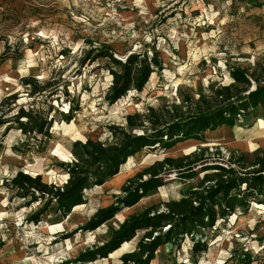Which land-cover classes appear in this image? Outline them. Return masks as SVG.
<instances>
[{
    "label": "rangeland",
    "instance_id": "rangeland-1",
    "mask_svg": "<svg viewBox=\"0 0 264 264\" xmlns=\"http://www.w3.org/2000/svg\"><path fill=\"white\" fill-rule=\"evenodd\" d=\"M107 48L122 62L131 54H146L151 59L157 53L162 70L153 79L151 75L141 93L132 90L110 104L112 65L89 56L93 50ZM233 68L253 76L249 91L255 89L256 80L264 86V0H129L122 6L112 0H0V119L12 121L0 126V264H121V257L137 249L145 232L124 243L129 246L113 260H75L86 250L104 245L110 230L119 229L129 217L186 198L200 188L204 174L191 179L174 174L173 185L148 195L160 193L162 197L144 210L129 212L120 224L108 221L94 232H76L99 210L115 204L129 180L166 158L191 156L193 160L204 152L209 163L198 171L214 173L227 169L231 161L240 172L246 167L237 164L240 157L252 162L264 153L256 139H251L256 146L250 150L230 146L225 138L210 141L217 133L207 131L204 141H182L166 151L144 149L120 168V173L129 171L121 188L109 181L86 191V203L73 210L63 229L53 224L69 216L56 219L46 213L38 224L29 222L42 205L27 206L29 200L17 197L7 184L22 171L63 186L69 178L65 166L75 161L74 143L91 139L117 144L120 131L150 135L154 132L148 122L150 114L164 122L193 116L202 97L210 100L215 90L227 86L240 88L230 74ZM29 78L45 91L37 93L24 85ZM20 109L52 121L50 136L19 130L13 119ZM135 115L139 116L137 126L130 129L126 118ZM258 120H264L261 106L240 116L234 127H222L248 130ZM263 206L251 203L248 213L237 210L226 223L219 221L212 231L199 232L196 239L207 245L206 252L195 254L186 237L179 246L170 244L157 252L151 264H264Z\"/></svg>",
    "mask_w": 264,
    "mask_h": 264
},
{
    "label": "trees",
    "instance_id": "trees-1",
    "mask_svg": "<svg viewBox=\"0 0 264 264\" xmlns=\"http://www.w3.org/2000/svg\"><path fill=\"white\" fill-rule=\"evenodd\" d=\"M90 55L97 59H106L112 65L109 72L113 80L107 97L110 104H115L132 90L141 93L151 75L162 70V62L157 53L151 59L146 54H131L125 62L115 59L114 51L110 48L93 50L89 52ZM230 74L240 88L227 86L215 90L210 100L202 97L201 107L193 116H177L172 121L164 122L160 117L150 114L148 122L154 128L150 135L132 136L120 131L121 139L117 144L106 145L91 139L85 143H74L72 153L75 161L65 166L69 178L61 187L45 183L41 175L32 177L22 171L18 172L7 184L16 192L17 197L29 200L27 206L36 203L42 205L28 221L38 224L46 213H51L56 219L67 218L74 208L86 203V191L102 187L111 181L120 173V168L127 164L128 159L144 149L153 150L160 147L166 151L182 141H204L206 131H214L224 125L234 127L238 118L250 109L259 106L264 108V86L256 80L255 89L249 91L253 76H249L247 71L240 68H233ZM23 83L32 86L37 93L45 91L31 78L25 79ZM71 113L72 110L66 115L67 121L71 120ZM22 118L27 121H20ZM137 120L138 115L128 116L127 127L135 128ZM13 121H16L19 130L26 134L50 136L52 121L40 118L33 112L20 109ZM11 122L0 119V126ZM207 163L209 162L204 158V152L195 155L193 160L191 156L166 158L129 180L121 189L123 196L119 197L115 204L99 210L76 232L96 231L114 219L123 209L137 205L150 193H156L158 189L172 184L174 174L181 179H191L204 174L198 190L191 191L181 201L152 206L139 215L129 217L119 229L110 230V239L104 245L86 250L75 262L107 259L124 243L133 240L139 232L145 233L139 240L137 249L123 255L121 264H151L160 247L167 244L179 246L186 237L193 243L195 254L206 252L207 245L196 239L199 232L212 231L219 221L226 223L237 210L248 213L251 203L264 204V153L255 156L252 162L245 161L243 156L240 157L237 164L246 165L240 172L231 166V161L227 169H215L214 173L197 170ZM166 180L169 181L166 183ZM162 207L165 209L162 210ZM2 247L3 243L0 241V249Z\"/></svg>",
    "mask_w": 264,
    "mask_h": 264
},
{
    "label": "bare ground",
    "instance_id": "bare-ground-1",
    "mask_svg": "<svg viewBox=\"0 0 264 264\" xmlns=\"http://www.w3.org/2000/svg\"><path fill=\"white\" fill-rule=\"evenodd\" d=\"M31 56H32V53L29 50L28 51V58H31ZM154 76H155V73L152 74V79L154 78ZM231 129L232 128L221 127L218 132L207 131V134L217 133V135L210 137L209 140L210 141H217V140L220 141V140H222L221 138H225L224 142L228 143L230 146L244 147V148L248 147L250 150H253L255 148L256 144L252 140L256 139V140H258V145L260 144V145L264 146V120H258L252 129L246 130L243 128H239V126L235 129H232V130ZM244 140H247V141H244ZM188 143H197V142L195 140H190ZM128 174H129V171H124V169H123V171L120 174H118L117 176H115L109 183L114 188L119 189L124 184V181H125L126 177L128 176ZM171 185H173V184H171ZM167 186H170V185H167ZM97 188H101V187H97ZM161 197L162 196L160 193L145 197L136 206H134L132 208H128L125 211H123L122 213H119L114 219H112L108 223L112 222V223L120 224L129 212L144 210L147 206H150L155 200L161 199ZM82 206H78V207L74 208V211L79 210ZM263 209H264V206H263ZM72 215L73 214H70L68 219H63L61 222L53 224V227L56 229H63V226L65 225V223H67L68 221H70V219H72ZM128 246H129V244H124L122 250H120L117 254H113V253L110 254V257L106 260L107 261L113 260L114 257H116V255H118L121 251L127 249Z\"/></svg>",
    "mask_w": 264,
    "mask_h": 264
},
{
    "label": "built area",
    "instance_id": "built-area-1",
    "mask_svg": "<svg viewBox=\"0 0 264 264\" xmlns=\"http://www.w3.org/2000/svg\"><path fill=\"white\" fill-rule=\"evenodd\" d=\"M112 2L115 6H122L124 4H127L129 0H112Z\"/></svg>",
    "mask_w": 264,
    "mask_h": 264
},
{
    "label": "crops",
    "instance_id": "crops-1",
    "mask_svg": "<svg viewBox=\"0 0 264 264\" xmlns=\"http://www.w3.org/2000/svg\"><path fill=\"white\" fill-rule=\"evenodd\" d=\"M169 245H170V244H167V245H165V246L160 247V249L158 250V252L161 251L162 249L166 248V247L169 246Z\"/></svg>",
    "mask_w": 264,
    "mask_h": 264
}]
</instances>
